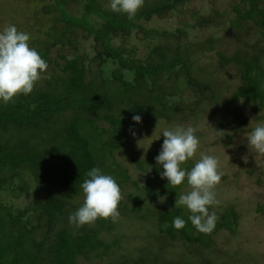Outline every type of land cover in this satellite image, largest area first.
Masks as SVG:
<instances>
[{
    "label": "trees",
    "instance_id": "obj_1",
    "mask_svg": "<svg viewBox=\"0 0 264 264\" xmlns=\"http://www.w3.org/2000/svg\"><path fill=\"white\" fill-rule=\"evenodd\" d=\"M13 1L18 14L1 11L0 23L28 32L30 46L48 67L32 93L0 102V264H96L95 259L98 264H141L129 261L127 251L113 258L121 249L118 240L111 242L113 226H105L111 217L82 227L69 223V215L81 205L80 185L93 167L112 175L119 187L130 179L114 152L134 115L147 124L179 116L197 123L204 116L215 117L212 125L228 140L246 125L239 103L250 104L259 116L256 122L264 121V50L247 36L252 27L264 39L262 0H207L212 5L207 13L197 0H144L132 19L112 12L108 0ZM164 19L175 25H153ZM228 41L230 48L224 47ZM227 66L238 71L235 88L221 75ZM224 99L234 107L221 109ZM100 118L111 124V132L98 124ZM156 156L132 161L140 171L151 165L154 179L142 190L168 196L170 202L148 210L162 236L158 250L167 237H178L210 251L213 234L221 228L234 230L236 209L229 200L214 205L223 209L214 230L199 232L187 222L189 213L175 207L186 181L168 185L159 175L163 169ZM107 157L114 174L102 168ZM188 163L182 167L190 169ZM155 179H160L158 190L151 188ZM28 194L29 201L24 200ZM124 210L131 218L144 217L139 216L144 210L138 199ZM176 216L186 221L182 229L172 226ZM127 233H121L123 239ZM130 249L142 251L144 246Z\"/></svg>",
    "mask_w": 264,
    "mask_h": 264
},
{
    "label": "rangeland",
    "instance_id": "obj_2",
    "mask_svg": "<svg viewBox=\"0 0 264 264\" xmlns=\"http://www.w3.org/2000/svg\"><path fill=\"white\" fill-rule=\"evenodd\" d=\"M235 2H238V0ZM196 3L202 13L209 12L212 7L207 0H197ZM13 6L17 7L13 0H0V12L5 11L9 15H14ZM262 6H264V0H262ZM14 12L18 14L17 11ZM2 16L6 17L5 15ZM186 18L188 19L189 17ZM0 24L4 26V24ZM153 25L171 29L175 24L171 19H164L155 22ZM149 27L152 26L149 24ZM248 31V40L251 39L252 44H256L259 49L264 50V39L261 38L259 33L254 32L252 27ZM230 42H226L225 46H223L230 48L231 46H228ZM217 45L220 46V44ZM262 65L264 67V54ZM237 72V69L228 66L221 71L222 77L228 76L226 79L228 80L229 88H235L236 85H239L240 82L236 76ZM224 85L226 89V84L224 83ZM216 86L217 88L219 87L217 84ZM230 104L232 103H229L228 99H224L221 109H229ZM239 106V110L242 112L241 122L246 125L240 126V128L242 127L240 131L229 140L225 139L221 133H218L212 125L215 117L204 116L199 121L200 124L188 118L183 119L181 116L172 122L163 119L151 124L130 121L128 131H126L123 138L117 140L119 148L114 152L116 162L127 169L130 178L120 187V201H122L121 207L123 209L121 210L120 207L119 215L115 219L111 217V222H107V220L105 222V226L110 225L114 229H111L114 231L111 233L113 235V237H110L112 238L111 242L116 244L118 240L120 244L121 250L113 253V258H118L120 255L122 258L127 251L129 252L127 255L129 261L138 259L141 264H264V154H259L255 150L250 149L246 141V134L251 131L253 126L259 123L256 122L259 116L253 111L250 104L241 102ZM232 107H234L233 104ZM206 108L209 109L208 107ZM236 110H238L237 107ZM102 115H108V113L106 114V111L103 110ZM98 124L107 132H111L112 127L109 122L101 119ZM177 125L192 126L196 129V135L200 139L197 153L192 159H189L191 160V163H188L190 168L200 158L201 153L214 155L218 159L221 180L214 189L216 199L220 205L226 204L228 200L231 201L230 204L234 206L239 216L237 225L232 232L221 228L213 234L212 242L214 244L204 243L206 246L210 245L209 248H213L210 251L207 248L204 249L205 247L197 249L196 246L195 249V245L191 246L192 243H187L178 237L174 239L167 237V240L164 241V249L158 250L159 242H162V236L157 233V226L151 221L148 210L156 211L164 204L169 205L170 202L168 201V196H149L142 190L149 178L154 179L151 165L146 164V170L140 171L132 161V159L143 161L152 155H158L161 149L159 142L161 139L164 140L161 134L162 130ZM228 129V127L225 128V130ZM132 132H135V136L132 135ZM91 144L94 146L93 142ZM102 168L114 174L115 167L110 157L103 160ZM159 181L160 179H155L153 182L155 185H151V188L160 189ZM133 183L136 185H133ZM186 191H190V186L187 184L183 188V192ZM128 195H132L131 200L127 198ZM30 196L28 194L24 200L29 201ZM137 199L140 201V208L144 210L143 213H139V216H144L142 219L137 217L138 213L135 214L138 219L131 218L128 216V211L124 210V208L130 209L134 200L136 201ZM77 200L79 203H83V193L79 195ZM183 211L188 214L185 208H183ZM209 211L215 213L218 221L223 209L215 208L213 205L209 208ZM109 231L104 232L103 235L107 236ZM122 232H128L129 237L123 239L121 236ZM193 235L196 236L195 233ZM136 246H144V249L142 251H132L130 249ZM93 261L96 264L99 263L98 259ZM105 262H109L108 258H106ZM83 264L86 263L83 262Z\"/></svg>",
    "mask_w": 264,
    "mask_h": 264
},
{
    "label": "clouds",
    "instance_id": "obj_3",
    "mask_svg": "<svg viewBox=\"0 0 264 264\" xmlns=\"http://www.w3.org/2000/svg\"><path fill=\"white\" fill-rule=\"evenodd\" d=\"M144 0H108V8L114 13L126 14L128 19L135 17L143 6ZM31 36L19 30L15 24L0 27V102H13L19 95L32 93L40 74L47 62L37 50L30 46ZM134 123L142 117L134 115ZM161 149L155 157L156 164L162 167L159 175L168 185L179 186L186 181L190 191L182 192L175 200V207H183L189 213L190 222L199 232L210 233L214 230L217 216L210 212V206L217 205L214 191L221 180L219 161L214 155L200 154L193 166L188 169L182 165L192 159L198 151L200 139L192 126L177 125L165 128ZM160 134V135H161ZM135 136V132H132ZM160 138V137H159ZM247 145L259 154H264V121L256 124L246 134ZM83 203L69 215L70 224L82 227L93 223L97 218L115 219L121 199V189L110 174L99 167H93L80 185ZM186 224L180 216L174 217L172 226L179 230Z\"/></svg>",
    "mask_w": 264,
    "mask_h": 264
}]
</instances>
